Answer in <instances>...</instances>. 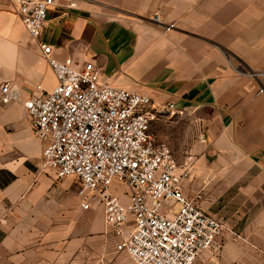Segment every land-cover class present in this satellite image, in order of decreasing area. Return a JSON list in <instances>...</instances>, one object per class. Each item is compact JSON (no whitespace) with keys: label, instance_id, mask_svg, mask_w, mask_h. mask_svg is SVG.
Listing matches in <instances>:
<instances>
[{"label":"crops","instance_id":"crops-1","mask_svg":"<svg viewBox=\"0 0 264 264\" xmlns=\"http://www.w3.org/2000/svg\"><path fill=\"white\" fill-rule=\"evenodd\" d=\"M18 7L0 0V87L20 89L10 104L0 91V264H133L104 205L82 208L79 180L39 162L23 103L57 84L42 42L59 61L92 62L102 81L184 108L162 111L152 131L180 164L194 155L182 187L226 226L221 249L195 264H264V0H55L37 39Z\"/></svg>","mask_w":264,"mask_h":264},{"label":"built area","instance_id":"built-area-1","mask_svg":"<svg viewBox=\"0 0 264 264\" xmlns=\"http://www.w3.org/2000/svg\"><path fill=\"white\" fill-rule=\"evenodd\" d=\"M18 1L26 30L39 38L55 0ZM41 50L57 84L23 105L44 143L42 167L55 170L58 180H79L82 208L104 205L105 222L120 238L117 249L133 264H195L204 251H219L224 221L182 187L194 155L180 164L152 131L162 111L181 115L185 109L175 102L156 105L147 93L102 81L92 62L78 67L70 58L59 61L49 43L42 42ZM0 91L4 104L20 100L19 87L10 82ZM115 181L127 186V200L112 191Z\"/></svg>","mask_w":264,"mask_h":264},{"label":"rangeland","instance_id":"rangeland-1","mask_svg":"<svg viewBox=\"0 0 264 264\" xmlns=\"http://www.w3.org/2000/svg\"><path fill=\"white\" fill-rule=\"evenodd\" d=\"M33 142H34V145L36 146V141L35 140H33ZM39 162L41 163V161L39 160ZM117 188V190L119 191V192H121V193H125L126 192V190H127V188L124 186V185H119L118 187H116ZM207 251V250H206Z\"/></svg>","mask_w":264,"mask_h":264}]
</instances>
